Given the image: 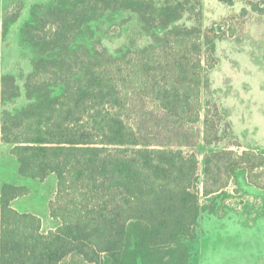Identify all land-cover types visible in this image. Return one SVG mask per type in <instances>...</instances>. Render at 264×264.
<instances>
[{"label": "trees", "instance_id": "16d2710c", "mask_svg": "<svg viewBox=\"0 0 264 264\" xmlns=\"http://www.w3.org/2000/svg\"><path fill=\"white\" fill-rule=\"evenodd\" d=\"M192 1L189 7L199 0L32 6L18 30L29 62L18 50L14 67L0 76V141L10 146L19 176H55L48 212L60 224L42 232L39 216L12 205L29 187L2 182L0 264H165L153 255L193 242L202 212L213 211L202 198L216 201L242 171L249 185L264 189V152L233 143L213 148L225 135L223 118L216 107L202 109V73L215 65L214 39L225 22L177 24ZM15 7L4 33L23 5ZM252 7L264 12V5ZM118 11L136 15L150 37L146 45L108 52L92 25ZM148 104L173 142L159 144L143 132L135 109ZM200 143L209 148L201 175L193 149Z\"/></svg>", "mask_w": 264, "mask_h": 264}, {"label": "rangeland", "instance_id": "374dc122", "mask_svg": "<svg viewBox=\"0 0 264 264\" xmlns=\"http://www.w3.org/2000/svg\"><path fill=\"white\" fill-rule=\"evenodd\" d=\"M158 4L164 0H155ZM172 1V0H170ZM262 0H233L226 5L218 0H199L189 7L177 24L217 27L225 22L226 32L214 39L215 65L202 73L201 105L216 107L221 114L220 133L223 139L214 149L238 144L234 149L254 148L264 152V12L254 10L253 3L263 6ZM53 0H0V74L10 71L18 60V50L30 59L31 51L19 44L18 30L30 16L35 4H51ZM22 3L18 19L7 26L5 20ZM246 8L245 17L240 11ZM229 27V29H227ZM92 28L110 53L134 50L146 45L150 37L141 28L134 13H108L93 23ZM233 33L232 35H230ZM21 46V47H19ZM23 47V48H22ZM206 49L204 51V54ZM137 120L143 132L151 134L159 144L173 142L167 123L151 114V105L136 107ZM153 118V119H152ZM201 127V123L199 125ZM8 144L0 143V183L7 179L29 187V193L13 202L17 210L33 209L41 216L48 212V202L56 192V178L49 175L43 181L14 175V157ZM199 154V173L203 168V153L209 148L193 147ZM4 173V174H3ZM17 180H14L16 179ZM20 180V181H18ZM13 183V182H12ZM249 185L245 172L232 179L216 201L202 198L204 206L213 207L202 212L196 228V239L179 241L170 250L158 252L152 258L165 264H264V189ZM256 188V189H255ZM48 216V215H47ZM45 227L50 220L44 217ZM131 260V253H127ZM129 263V262H128ZM138 264H155L152 260Z\"/></svg>", "mask_w": 264, "mask_h": 264}, {"label": "crops", "instance_id": "0c3cea01", "mask_svg": "<svg viewBox=\"0 0 264 264\" xmlns=\"http://www.w3.org/2000/svg\"><path fill=\"white\" fill-rule=\"evenodd\" d=\"M0 76H1V74H0ZM0 143H2L1 141H0ZM16 168H17V163H16V161L14 162V175H15V177H16V175H18L17 174V171H16ZM4 174V173H3ZM4 176L5 177H3V179H4V181H2V182H13V183H15V184H19L20 182H15V181H12V180H10V179H7L8 177H7V173H5L4 174ZM19 176V175H18ZM19 177H21V176H19ZM24 178V177H23ZM14 180H17V178L16 179H14ZM18 181H20V180H18ZM1 184V183H0ZM247 187H251V186H249V185H246ZM256 189V188H255ZM209 198V197H208ZM16 199H18V198H16ZM15 199V200H16ZM14 200V201H15ZM13 201V202H14ZM13 202H12V205H13ZM20 211H27V212H31V213H33V214H35V215H37V216H39L40 217V219H41V231L42 232H47L48 230H51V229H55L59 224H60V222L58 221V220H56V219H53L52 217H50V215H49V212H47V214L45 215V216H41L40 215V213L38 212V211H35V210H33V209H26V208H24V209H21ZM48 215V216H47ZM44 217H49L50 218V220L47 222V226L45 227V224H44V220H43V218Z\"/></svg>", "mask_w": 264, "mask_h": 264}]
</instances>
